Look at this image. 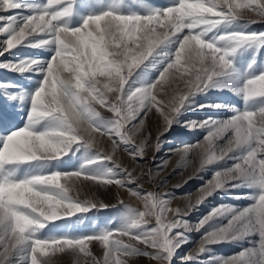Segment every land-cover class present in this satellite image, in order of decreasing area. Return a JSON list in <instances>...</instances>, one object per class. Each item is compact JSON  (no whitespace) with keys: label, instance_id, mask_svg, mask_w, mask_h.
I'll use <instances>...</instances> for the list:
<instances>
[{"label":"snow or ice","instance_id":"6c2138e0","mask_svg":"<svg viewBox=\"0 0 264 264\" xmlns=\"http://www.w3.org/2000/svg\"><path fill=\"white\" fill-rule=\"evenodd\" d=\"M74 4L75 0H47L43 6H25L23 0H0V13L12 12L0 15V35L6 36L0 55L21 45L53 53L48 61L0 63V68L20 74L40 69L45 76L42 86L33 94L26 126L8 134L0 147V264H13L21 257L24 264H55V254L68 251L77 256L79 264L81 255L92 256L89 246L93 241H98L104 249L102 264H125L121 257L137 255L172 264L176 250L187 238L183 232L170 234L175 229L188 230L189 224L179 218V209L175 210L178 219L166 222L167 213L172 211L169 200L153 192L132 191L134 196L145 201L146 211L131 208L129 223L122 229L75 237H42L41 232L50 221L108 207L92 199L74 197L71 194L73 180L124 187L125 181L117 172L119 169L126 173L128 182H135L132 173L121 169L118 163L103 174L87 173L84 169L98 163H114L113 156L121 144L133 157L144 156L145 144L135 142L143 123L139 128L136 125L128 127L140 112L147 113L155 108L163 118L161 134L167 132L178 122V115L192 96L206 91L219 78L229 74L234 68L232 58L240 49L245 46L264 49V33L219 34L217 31L241 21L244 10L264 17V0H177L173 6L146 15H124L109 10L87 17L81 27L73 29L67 21ZM22 9L32 14L23 16L13 11ZM184 29H188L184 35H177ZM33 36L43 38L29 39ZM173 43L176 49L165 54L167 63L158 78L147 87L131 89L129 79L134 70L141 69V65L146 67L149 57L159 55L157 48L161 50ZM170 80L183 81L184 88L175 89L168 101L158 100L155 93L162 91ZM240 92L248 105L245 110L233 109L236 114L226 121L210 119L199 125L195 121L188 125L209 129L205 143L195 146L201 150L202 169L225 158L235 161L231 167L216 172L214 180L200 189L202 195L197 205L218 190L240 187L255 190L249 197L253 204L248 208L237 210L221 206L202 220L197 230L214 218L229 217L226 226L203 237L199 253L209 252L208 245L258 234V247L245 249L229 258H219V264H264V103H260L264 102V73L247 79ZM109 94H116L115 102H108ZM256 103L260 106H250ZM95 104L106 107L114 118L104 119ZM203 107L219 109L225 106ZM45 121L48 127L39 130ZM97 134L109 136L112 154L96 151L97 159L88 161L78 171L18 177L21 166L33 163L47 166L69 156L74 149L92 150ZM226 136L225 145L216 143ZM159 144L157 138V147ZM130 145L135 147L129 148ZM184 151L187 154L190 148ZM148 215L155 216L157 227H144L147 223L144 217ZM123 237L157 249L160 254L143 252L126 243ZM92 259L94 264H101L95 257Z\"/></svg>","mask_w":264,"mask_h":264},{"label":"rangeland","instance_id":"374dc122","mask_svg":"<svg viewBox=\"0 0 264 264\" xmlns=\"http://www.w3.org/2000/svg\"><path fill=\"white\" fill-rule=\"evenodd\" d=\"M177 0H75L72 15L68 19V26L79 28L89 16L102 14L106 11H115L124 15L140 14L146 15L154 10L166 9L173 6ZM25 6H43L47 0H23ZM23 16L31 15L26 9L13 10ZM12 12L0 13V15H11ZM252 21H256L252 23ZM249 22V23H246ZM161 32L163 29L160 30ZM188 29H184L177 35H184ZM198 31V29H197ZM219 34L225 32H248L264 33V17L257 15L249 10H244L242 20L227 25L217 30ZM213 33L212 35H215ZM6 38L0 35V50L3 47V40ZM43 37L33 36L29 39L38 40ZM27 43V42H25ZM176 45L170 44L167 48H157L159 55L154 58L149 57L145 61L146 67L141 65V69L134 70V75L129 79V87L137 89L147 87L155 81L160 75L161 70L167 63L166 53H172ZM155 55V52H154ZM53 53L47 49H36L31 47L19 46L10 53L0 55V63L11 62L18 64L26 60L48 61ZM234 68L224 77L219 78L213 86L206 91L195 94L190 98L185 108L177 117V123H174L170 130L162 133L163 118L154 108L147 113L140 112L137 119L131 121L128 127L136 125L139 128L141 122L142 129L135 136L136 144H145V154L141 158L133 157L125 146L121 144L113 156L114 163H98L94 166L85 168L84 171L91 174H103L113 169L114 164L118 163L121 169H127L132 173L135 180L130 183L127 180L126 173L121 170L119 178L125 181V186L120 187L116 184L101 185L94 181L84 179L73 180L72 195L81 200L92 199L98 204L108 205L105 209H94L87 214L62 220L50 221L47 227L42 230V237L51 236H88L98 234L108 230L122 229L132 214V209L143 212L146 211L145 201L132 194V191L146 194L149 192L157 193L160 197L169 200L171 212L167 213L166 222H172L178 217L176 209L181 212L180 219L189 224V229H175L170 235L176 232H183L187 238L184 243L176 250L172 264H219V258H229L240 253L245 249L258 247L259 236L252 235L242 240L222 242L215 245H208L209 252L199 253V248L203 237L210 231L226 226L229 217H218L209 221L204 228L197 230V226L214 209L221 206H231L237 210H243L253 204L249 198L255 190L249 187L229 188L226 191L218 190L213 196L208 197L202 204L197 205L196 201L202 195L200 189L208 185L215 178V173L231 167L235 161L225 158L211 165H205L201 168L202 155L197 143L204 144L205 137L209 129L191 128L188 126L191 122H197V125L207 120L226 121L232 118L236 113L233 109L243 111L248 106L240 92L245 86L246 80L264 73V49H257L255 46H245L240 49L232 58ZM67 75V74H65ZM191 77H185L190 79ZM45 76L40 69H33L20 74L18 71H9L0 68V147L3 146V139L10 133L23 129L28 120L31 108L33 94L42 86ZM103 80V78H101ZM7 85L14 87L8 88ZM127 89V85L125 86ZM177 88L183 89L184 82L179 83L170 80L163 90H158L155 94L157 99L168 101L173 91ZM15 97V98H13ZM116 94L108 95V102H115ZM264 103V102H260ZM260 103L252 104L251 107H259ZM202 105H223L222 108L203 107ZM94 107L104 119L114 118V114L109 112L106 107L95 104ZM48 127V121L39 126L43 131ZM232 133H228L231 136ZM217 140L218 145H225L228 138ZM157 138L160 140L157 147ZM75 147V146H74ZM134 148L135 145L128 146ZM185 148L190 151L185 154ZM100 151L104 154H112L113 145L109 136L96 135L95 144L92 150L80 148L73 150L69 156L62 160L53 162L51 165L42 166L38 163L21 166L17 172L19 178H25L32 175L50 173L53 171L73 172L83 168L91 160L97 159ZM64 181H62L63 183ZM121 201L123 203H121ZM191 205V207H190ZM128 206V207H127ZM130 207V208H129ZM132 208V209H131ZM147 229L157 227V221L154 215L145 216ZM126 243L138 247L143 252L153 255L160 254L157 249H153L128 237H123ZM91 257H79V264H94L92 257L103 261L104 249L98 241L90 244ZM189 256L195 257L188 260ZM55 264H77V256L72 252L56 253L53 257ZM125 264H166L163 261H157L150 256L137 255L131 257H121ZM13 264H24V258L14 261Z\"/></svg>","mask_w":264,"mask_h":264}]
</instances>
